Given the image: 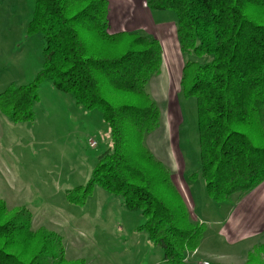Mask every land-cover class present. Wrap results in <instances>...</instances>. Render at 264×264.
Returning a JSON list of instances; mask_svg holds the SVG:
<instances>
[{
  "label": "trees",
  "instance_id": "1",
  "mask_svg": "<svg viewBox=\"0 0 264 264\" xmlns=\"http://www.w3.org/2000/svg\"><path fill=\"white\" fill-rule=\"evenodd\" d=\"M147 8L174 14L179 49L190 57L180 80L197 105L200 170L190 177L199 175L217 204L253 190L264 181V0H148ZM108 11L106 0H33L27 34L43 40L41 70L0 93V115L32 121L45 81L79 109L97 112L109 147L68 201L83 205L95 187L121 198L143 216L139 230L163 260L184 264L205 227L190 220L170 171L144 144L160 119L146 85L160 72L161 46L139 33L109 34ZM31 220L0 200V264H85L68 260L62 237L32 229Z\"/></svg>",
  "mask_w": 264,
  "mask_h": 264
},
{
  "label": "rangeland",
  "instance_id": "2",
  "mask_svg": "<svg viewBox=\"0 0 264 264\" xmlns=\"http://www.w3.org/2000/svg\"><path fill=\"white\" fill-rule=\"evenodd\" d=\"M32 9L33 0H0V93L11 84L33 82L41 70L43 40L27 34ZM152 14L154 26L162 28L174 18L170 11L152 10ZM108 32L115 34L109 23ZM178 46L174 40L176 54L169 60L161 49L160 72L146 85L160 119L158 127L145 136L144 144L156 160L171 158L175 172L161 163L170 171L190 220L205 227L204 241L187 254L184 264L187 259L189 264H264V205L259 212L254 208L264 201L262 189L258 190L264 181L217 204L207 196L203 179L190 177L200 170L197 105L181 91L182 70L190 57L182 54V58ZM36 93L32 121L14 123L3 117L0 125V200L9 212L24 208L31 214L32 229L44 228L60 235L66 258L71 261L170 264L147 233L139 230L145 223L143 216L126 210L121 198L95 187L83 205L68 201V193L86 185L97 158L109 147L108 128L97 112L79 109L70 96L53 89L48 81L41 83ZM92 142L94 148L90 147ZM180 161L188 171L186 178L182 175L186 193L176 184L182 174ZM258 213H262L261 218L255 219ZM198 217L207 218L209 223ZM218 234L230 245L237 244L233 247L234 262L221 254L224 247ZM212 251L218 256H211Z\"/></svg>",
  "mask_w": 264,
  "mask_h": 264
},
{
  "label": "crops",
  "instance_id": "3",
  "mask_svg": "<svg viewBox=\"0 0 264 264\" xmlns=\"http://www.w3.org/2000/svg\"><path fill=\"white\" fill-rule=\"evenodd\" d=\"M107 2L109 5L108 23H109V26H110V28H112L114 33L123 32V31H132V30L136 31L142 35H145L147 37H150L152 39L157 40L161 46V49L164 50V56L168 60L174 54H176L175 49H174L175 48L174 47V40L177 41V44H178V40H177V35H176L175 17L171 18L170 21H168V22H170V24L168 26L162 28L160 26H154V21L152 22V18H153L152 11H150L147 8L148 0H120V1L107 0ZM178 50L181 53L179 46H178ZM180 55H182V53ZM181 57L183 58V55ZM184 63H185V61H184ZM158 76H156V77H158ZM178 94H179V92L176 94V98H177ZM162 107L165 109L164 105ZM166 109H167V106H166ZM2 118H3V116L0 115V125L4 123ZM161 128H163V127L161 126L159 129H161ZM197 137H198V132H197ZM146 142H147V140H146ZM198 153H199V146H198ZM156 158L160 162H162L164 165H166L172 172L176 171L173 168L174 165H172V163L171 164L169 163V162H172L171 158H167V159H159L158 157H156ZM162 160H164L165 163ZM167 163H169V164H167ZM179 167L182 168V174H181V177L179 176L176 184L180 190H183L186 193V188L183 185L182 175H184L186 178L188 171L182 165L181 161H180V165L178 166V168ZM175 168H177V167H175ZM260 188L262 189L261 190V196H263L264 195V183H262L258 187V190ZM258 190H256V191H258ZM261 200H264V197ZM254 205H255L254 206L255 210L257 212H259L260 206L264 205V201H262L261 203H258V204H254ZM190 208H191V206H190ZM192 211H193V209H192ZM232 213L233 212L231 211V213L229 214L228 217H230L232 215ZM261 215H262V213H258V215L254 216V217H255V219H258V218H261V217H259ZM198 218L205 220L207 222L206 224L209 223L208 219L205 217H201V218L198 217ZM199 222H201V221H199ZM202 223H204V222H202ZM219 236L221 237V241H222L223 247H224V251L221 254L225 255L226 258H228V259L232 260V262H234L235 252H233V249H234L233 247L236 246L237 244L236 245H230L229 244L230 242L227 243L228 242L227 239H223L221 235H219ZM204 239H205V236H204L202 242L204 241ZM209 254L211 256H214V257L218 256V254L214 253L213 251H212V253H209ZM186 263L189 264L188 259L186 260ZM197 264H202V261L197 263Z\"/></svg>",
  "mask_w": 264,
  "mask_h": 264
},
{
  "label": "built area",
  "instance_id": "4",
  "mask_svg": "<svg viewBox=\"0 0 264 264\" xmlns=\"http://www.w3.org/2000/svg\"><path fill=\"white\" fill-rule=\"evenodd\" d=\"M95 146H96L95 142H92V143L90 144V147H91V148H94Z\"/></svg>",
  "mask_w": 264,
  "mask_h": 264
}]
</instances>
